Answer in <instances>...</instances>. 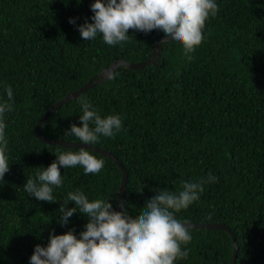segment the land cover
<instances>
[{"label": "trees", "instance_id": "16d2710c", "mask_svg": "<svg viewBox=\"0 0 264 264\" xmlns=\"http://www.w3.org/2000/svg\"><path fill=\"white\" fill-rule=\"evenodd\" d=\"M94 2L0 0V103L11 104L3 116L9 171L0 180V264H30L35 247H47L53 233L71 230L80 238L86 215L75 213L65 226L58 222L69 192L109 201L118 211L122 172L92 150L104 168L85 174L80 166L61 167L63 183L53 189V203L24 190L27 179L50 166L58 151L79 150L36 137L47 110L119 60L148 61L164 38L158 30L130 29L129 39L115 46L106 45L102 34L82 39L78 28L93 23ZM215 2L218 12L207 19L192 59L178 43H163L154 64L121 67L110 81L63 105L41 136L82 143L64 135L72 124L82 126L80 97L102 118L119 115L121 130L91 146L112 153L128 171L122 210L135 218L160 190L178 192L182 183L211 174L216 181L206 183L200 199L176 213L177 219L230 227L239 247L237 264H264V0ZM189 230L192 240L182 245L189 255L174 264H233L228 232Z\"/></svg>", "mask_w": 264, "mask_h": 264}, {"label": "clouds", "instance_id": "9594fccd", "mask_svg": "<svg viewBox=\"0 0 264 264\" xmlns=\"http://www.w3.org/2000/svg\"><path fill=\"white\" fill-rule=\"evenodd\" d=\"M91 11L93 23L85 21L78 28L86 41L102 34L106 45L115 46L129 39L130 29L145 34L158 30L166 38L163 43L169 42L167 38L178 43L190 60V54L204 39L207 19L217 14L218 5L215 0H95ZM69 23L75 24V20L70 19ZM6 92L8 101H12V88L7 86ZM79 103L82 126L72 124L65 136L78 138L82 145H93L100 136L114 137L121 130L119 115L102 118L84 97ZM6 111H11V104L0 103V180L9 171L3 122ZM76 166L82 167L85 174H98L104 168V160L84 148L58 151L50 166L40 167L34 178L27 179L24 190L39 201L53 203V189L63 183L61 167ZM215 181L216 177L209 174L207 179L182 183L178 192L160 190L135 218L126 210H113L109 201H90L80 190L69 192L59 209L58 222L65 226L70 217L80 212L89 218L86 230L79 239L71 230L63 235L50 234L47 247H35L30 264H174L188 257L189 251L182 245L192 240L189 222H181L176 213L198 201L204 185ZM69 202L75 207L69 209ZM120 207L124 209L123 203Z\"/></svg>", "mask_w": 264, "mask_h": 264}, {"label": "water", "instance_id": "95a60500", "mask_svg": "<svg viewBox=\"0 0 264 264\" xmlns=\"http://www.w3.org/2000/svg\"><path fill=\"white\" fill-rule=\"evenodd\" d=\"M166 38L160 39L157 44L154 46L152 55L150 59L146 62H139V63H129L126 62L125 60H119L115 62L112 66H110L107 69H104L100 74H98L96 77H94L90 82H88L86 85H84L82 88L75 92L69 93L65 98L54 104L52 107H50L45 115L40 119L38 122L36 128H35V135L36 137L42 141L43 143L49 144V145H59L63 146L66 148H73V149H80L84 148L85 150H92L96 153L102 154L105 157H108L116 165L119 166L121 172H122V181H121V186H120V192H119V201H118V211H122L120 205L124 203L125 195H126V190H127V182H128V171L127 169L123 166V164L117 159L112 153H109L107 151L101 150L99 148H95L91 145H82L81 143H70V142H64V141H57L53 139H48V138H43L41 136V129L43 125L46 123V121L49 119L50 116H52L57 110H59L63 105L70 103L71 101L77 99L79 96L84 94L86 91L104 83L107 81H110L111 79L114 78L115 72L120 69L121 67L128 68L131 70H142L148 65H152L155 62V58H159L161 56V53L163 51L162 44ZM170 41V38H167ZM166 43V42H165ZM189 229H207V230H223L228 232L233 239L234 242V260L233 264H237V259H238V252H239V247L236 242V236L230 229V227L224 225V224H196V223H189Z\"/></svg>", "mask_w": 264, "mask_h": 264}]
</instances>
